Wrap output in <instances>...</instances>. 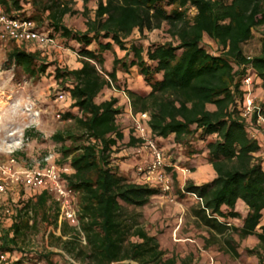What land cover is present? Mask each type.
I'll return each instance as SVG.
<instances>
[{
	"label": "trees",
	"instance_id": "1",
	"mask_svg": "<svg viewBox=\"0 0 264 264\" xmlns=\"http://www.w3.org/2000/svg\"><path fill=\"white\" fill-rule=\"evenodd\" d=\"M0 7L10 17L33 21L55 44L56 38L64 41L80 59L81 66L73 69L50 62L48 47L6 43L9 68L36 81L52 75L60 86L56 97L62 93L69 99L59 115L71 127L51 140L58 145L56 162L71 168L61 180L77 195L79 228L86 239L83 244L80 231L64 222L57 238L60 252L22 247L41 222L57 225L59 216L51 193L30 188L25 200L4 197L0 203V253L7 255L6 264L176 263L174 256L164 258L159 240L135 213L162 195L161 189L121 175L115 164L121 151L130 149L138 157L134 150L142 140L132 120L125 140L118 122L122 109L116 97H104L107 89L124 92L133 114L148 112L146 125L154 139L172 138L186 156L206 152L214 179L202 185L188 180L179 189V195L195 193L200 199L190 209L207 232L205 248L216 246L236 259L240 241L254 235L258 243L246 252L264 264V160L257 156L264 148L252 136L261 128L255 115L241 116L247 69L256 74L254 85L259 81L264 87V0H99L93 16L83 12L84 30L65 23V15L74 12L61 0H0ZM163 26L165 41L147 35ZM136 31L139 36L132 38ZM255 33L260 47L249 55L244 46ZM206 37L217 51L204 44ZM133 68L149 87L147 93L128 88L125 74ZM24 136L34 134L27 129ZM173 166L166 161L165 170L177 184ZM238 201L248 212L235 226L229 220L242 217Z\"/></svg>",
	"mask_w": 264,
	"mask_h": 264
},
{
	"label": "rangeland",
	"instance_id": "2",
	"mask_svg": "<svg viewBox=\"0 0 264 264\" xmlns=\"http://www.w3.org/2000/svg\"><path fill=\"white\" fill-rule=\"evenodd\" d=\"M61 2L74 12L65 15V23L74 30H84L86 16L83 15V12H86L88 16H93L99 0H87L86 4L85 0H61ZM85 6H87L86 11H84ZM166 30L167 26H163L160 30L147 32V35L154 40L165 41L169 38ZM42 33L45 32L42 31ZM138 36L139 32L136 31L132 38ZM56 39L57 44L47 48L48 60L50 62L56 61L73 69L79 68L81 63L76 49L66 47L64 41L59 38ZM210 41L211 39L206 37L204 44L212 51H217V45L212 41V43H208ZM255 49L256 42L253 41L249 43L246 51L252 55ZM8 51L9 48L6 44L0 43V164L14 159L17 167H38L42 164V159L49 153H53L55 160H57L58 145L51 140V136L57 131H65L71 127L70 121L58 116L61 110L68 107L69 99L65 97L63 100L56 101V94L60 90V86L52 75H45L41 80L36 81L26 77L14 66L9 68ZM108 59L110 63L111 57ZM52 69L53 67H50L48 70ZM134 74L137 75L136 72ZM133 78L131 77V82ZM141 90L144 93L148 92L145 89ZM131 126L132 123L129 128ZM27 129L32 130L34 134L30 139H26L24 136ZM168 140L172 142V140ZM155 141L159 145L163 144L161 149L167 163L174 159L180 169H183L179 170V174L181 175V182L186 183L192 160H188L185 151L175 143V146L172 147V144L169 141L165 142L163 138L157 137ZM201 146L202 143H198L197 148ZM131 155L133 156L126 158L125 164H122L118 169L121 175L134 179L137 174L135 166L141 163V160L140 158L136 159L133 153ZM179 184L173 180L172 198L158 195L146 206L135 209V213L139 215L137 217L139 222L151 235L157 237L161 248L165 250L164 258L174 256L175 264H183L189 259L197 260L199 258V261L205 258L198 248V243L202 245V248H205V235L201 233L204 228L197 226L190 209L195 204V199L187 194L179 195ZM29 189L22 183L13 185L6 195L0 197V203L4 197H10L15 201L19 198L25 200L30 196ZM62 223L64 221L60 222L59 217L57 225L51 220L41 222L36 230L30 232L28 237L21 241V246L26 249L34 248L38 251H44L48 248L54 251L60 250V242L57 238L60 237V225ZM189 232L192 233L190 237L197 239L198 242L183 240ZM67 238L68 235L64 239ZM191 249L194 251L192 254ZM196 249L198 250L196 251ZM207 258L210 264L211 259L216 264L214 255H207ZM219 259L222 260L221 257ZM1 264H6V262Z\"/></svg>",
	"mask_w": 264,
	"mask_h": 264
},
{
	"label": "built area",
	"instance_id": "3",
	"mask_svg": "<svg viewBox=\"0 0 264 264\" xmlns=\"http://www.w3.org/2000/svg\"><path fill=\"white\" fill-rule=\"evenodd\" d=\"M8 41L36 43L43 48L55 45L52 38L36 29L33 21L10 17L0 7V43L6 44ZM255 79L256 74L251 69H247L241 80L244 91L241 116L249 118L255 115L256 125L264 132V107L254 96ZM123 96L130 106L129 99L124 92ZM63 99L65 96L62 93L56 97V101ZM130 117L136 134L142 140V143L134 150L141 160V163L135 166L138 179L142 183L160 188L163 196L172 198L173 179L165 170L166 160L162 149L147 128L148 112L133 114L130 110ZM252 136L257 138V133L252 132ZM70 171L69 166H61L56 162L53 153L47 154L38 167H17L15 160L11 159L9 162L0 164V195L6 194L13 185L20 183L33 190H44L51 193L59 206V221L75 226L80 231V241L85 244V236L79 228L77 195L61 180V173ZM188 195L195 200H200L195 193H188ZM6 261L7 255L0 253V264ZM18 264L30 263L21 261ZM211 264H214L213 259H211Z\"/></svg>",
	"mask_w": 264,
	"mask_h": 264
},
{
	"label": "crops",
	"instance_id": "4",
	"mask_svg": "<svg viewBox=\"0 0 264 264\" xmlns=\"http://www.w3.org/2000/svg\"><path fill=\"white\" fill-rule=\"evenodd\" d=\"M260 35L258 33H255V37L249 41L245 46H244V50L246 51V48L248 47L250 42H256V49L254 50L253 54H256L258 52V49L260 47V41H259ZM212 42H214L213 40H211ZM208 42V43H212V42ZM136 72V76L135 73ZM119 77L122 76V78H124L123 74L118 75ZM127 78L126 82L128 84V88L130 89H134V90H139V89H145L147 91H149V87L146 86L143 81H142V77L140 75H138L136 68H133L131 70V75L129 74H125ZM131 77L133 78V81L131 82ZM135 82V83H133ZM110 96H114L118 99V106L119 108L122 109V112L119 114L118 116V122L120 124V126H122L123 130H124V135H125V140H128L129 137V126L131 125V117H130V106L128 105L126 98L123 96L121 91H117V90H111V89H107L105 91V98H109ZM254 96L257 98V100L264 105V87L261 86V83L259 81L256 82V84L254 85ZM257 138L260 141L262 148H264V132L262 131H258L257 132ZM172 138H170L171 140ZM169 141V140H165ZM170 144H172V147L175 146L174 142H170ZM264 150V149H262ZM130 149L126 151H121L117 154L118 159L116 160L115 164L117 165L118 168L121 167L122 164H125V160L128 157H132L133 155L129 154ZM206 152L203 151L202 153H194L191 154L189 156H187L188 160H192L191 164L189 165L190 167H192V169H190L189 174H188V180H192L195 182L196 185H202L206 182H209L211 180L214 179L215 172L211 166L210 163H208V161L206 160ZM257 156H259L260 158H262V160H264V151L260 152L257 154ZM136 159H138V157L134 156ZM125 158V159H124ZM172 160V159H171ZM170 163H172L174 166V171H176L177 173V180L178 183H180V187L183 188V186L185 185V182H181V175L179 174V170H183L180 169V167L178 166V164L174 161H170ZM134 168V167H133ZM134 180L140 182V180L138 179L137 175L136 178H134ZM160 197H164L163 195H160ZM197 201L195 200L194 203H196ZM236 210L239 211L241 213V218H237V219H230V223L235 225V226H240L242 224V219L246 216L247 212H248V208L247 206L241 202L238 201L237 205H236ZM261 224L264 225V217H262L261 220ZM202 235H205V237L207 236V232L206 230H202ZM190 234L192 233H187L185 238L183 239L184 241H190V242H198L197 239L191 238ZM65 238V236L63 237ZM181 240V239H180ZM258 243V239L256 236L254 235H250L247 238L243 239L240 241V246L238 247V251L240 253V257L236 258V259H232L230 258V256L228 254H224L222 251H220L216 246H209L207 248H202V245L200 243H198V248L202 251L201 255L203 257H205L203 260H199V258H197V260H187L186 262L184 261L183 264H210L209 260L207 258V255H214L216 258V264H257L258 263V258L254 255H250L247 254L246 250L247 249H252L254 248ZM50 249V248H48ZM51 250V249H50ZM198 249H196L197 251ZM54 251V250H51ZM57 252H60L61 250H55ZM54 251V252H55ZM194 253L193 249H191V254ZM16 257H20V254L18 252L17 255H15ZM219 257L222 258V260L219 259Z\"/></svg>",
	"mask_w": 264,
	"mask_h": 264
}]
</instances>
